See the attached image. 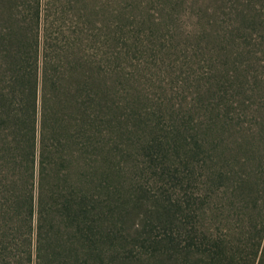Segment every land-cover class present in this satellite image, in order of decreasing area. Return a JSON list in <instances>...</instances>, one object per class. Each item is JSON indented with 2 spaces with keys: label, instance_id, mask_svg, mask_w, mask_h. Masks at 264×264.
Instances as JSON below:
<instances>
[{
  "label": "trees",
  "instance_id": "16d2710c",
  "mask_svg": "<svg viewBox=\"0 0 264 264\" xmlns=\"http://www.w3.org/2000/svg\"><path fill=\"white\" fill-rule=\"evenodd\" d=\"M222 1L204 109L169 132L160 163L190 187L157 205L177 264H264V5ZM54 5L0 0V264H111L121 207L99 150L127 129L123 100L92 6L68 26Z\"/></svg>",
  "mask_w": 264,
  "mask_h": 264
},
{
  "label": "rangeland",
  "instance_id": "374dc122",
  "mask_svg": "<svg viewBox=\"0 0 264 264\" xmlns=\"http://www.w3.org/2000/svg\"><path fill=\"white\" fill-rule=\"evenodd\" d=\"M254 1L264 5V0ZM42 2L46 8L49 0ZM53 4L56 7L47 14L62 16L68 26L82 23L83 6H92L96 26L91 32L107 41L105 50L112 56L109 59L117 74V100H123L127 129L108 132L104 148L99 150L105 169L115 170L114 175L108 174L107 183L118 187L113 204L121 207V214L111 216L118 224H114L111 264H177L175 251L170 249L173 244L159 222L157 205L164 200L170 209L175 208L178 200L189 198L190 187L188 180L169 181L160 163L172 145L169 132L188 122L198 108L204 109L198 93L219 61L217 53L223 45L219 36L228 19L224 3L53 0ZM186 136L190 144L192 132ZM170 157L174 167L183 163L175 150ZM136 197L142 206L137 205Z\"/></svg>",
  "mask_w": 264,
  "mask_h": 264
}]
</instances>
